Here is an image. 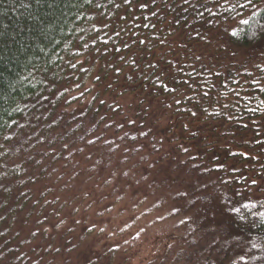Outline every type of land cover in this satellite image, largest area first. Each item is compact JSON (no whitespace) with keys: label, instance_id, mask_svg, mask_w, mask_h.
<instances>
[{"label":"trees","instance_id":"16d2710c","mask_svg":"<svg viewBox=\"0 0 264 264\" xmlns=\"http://www.w3.org/2000/svg\"><path fill=\"white\" fill-rule=\"evenodd\" d=\"M97 2L0 0V264H264V0Z\"/></svg>","mask_w":264,"mask_h":264},{"label":"snow or ice","instance_id":"6c2138e0","mask_svg":"<svg viewBox=\"0 0 264 264\" xmlns=\"http://www.w3.org/2000/svg\"><path fill=\"white\" fill-rule=\"evenodd\" d=\"M83 2H84L85 5H92L93 7L97 8V9H99L100 7H102V5L99 2L93 4V0H83ZM132 2H133V0H123V4L124 5L131 4ZM109 3H114V0H109ZM183 3L186 4V5H188L190 3V0H183ZM114 6L116 8H120L121 7V5L119 3H115ZM139 6L141 8L147 7V5L144 4V3H141ZM248 6H251L254 9H256V6L254 5L253 0H244V3H240L239 0H235V2H234V0H215V4H214V7L215 8L223 9L225 12H233V11H235L238 8L243 9L245 7H248ZM191 7L193 9H196L197 10V14L199 16H203L204 15V12L209 13V15H211V16H216L217 15V13L213 10V8L204 7V11L201 12V11L198 10V5L197 4H191ZM259 11L260 10H258V9L257 10H254L251 15L253 17H255V16L258 15ZM262 18H264V16H262ZM98 22L99 23H103V21H98ZM240 23L247 25L249 23V21L247 19H242L240 21ZM104 26L107 27L108 25L105 24ZM145 27H147V25H145ZM259 31L260 32H264V25H261L260 26ZM116 35L119 36V33H116ZM230 35L233 36V37H235L237 35V32L236 31H232L230 33ZM257 35H258L257 32H253L251 38L252 39H255L257 37ZM94 42L95 41L93 40V43ZM139 42L140 43H144L143 40H141ZM105 43H106V41H105ZM82 46L84 48H87L88 47V43H84ZM125 47H127V45H125ZM117 51H119V49H117ZM77 63H79V62H77ZM71 67L72 68H76L77 67V64L76 63H73V64H71ZM153 67H154V65H153ZM255 67H256V69L259 70V72L264 73V67H262L260 64L255 65ZM245 74L248 77L251 78L250 81H249V83L252 86V91L254 93H257V94H264V79H257V78H255L252 72H247L246 71ZM216 75L219 76L220 73H216ZM97 79H99V77H97ZM233 83H238V82L237 81H233ZM165 88H166V86H165ZM166 90H167V88H166ZM204 95L205 96H208V93L205 92ZM236 95L239 96V92H237ZM251 98L252 97L250 96L249 99H251ZM177 103H179V101H177ZM260 105H264V100H261L260 101ZM225 107H227V105H225ZM248 111H250V112L260 111L261 112V115H264V108H261L259 106L256 107V108H248ZM192 115L195 116L196 113L193 112ZM245 127H246V125H245ZM88 143L89 144H92L93 141L90 140V141H88ZM185 151H187V150L185 149ZM232 155H236V153H232ZM240 155L246 156L247 153H240ZM221 167H222V165H221ZM125 175H127V174L125 173ZM251 183L255 185L257 183V181L256 180H252ZM244 207H248V205L245 204ZM232 211L233 212H239V209L238 208H233ZM241 219H243V217H241ZM253 247H256V245H253Z\"/></svg>","mask_w":264,"mask_h":264},{"label":"rangeland","instance_id":"374dc122","mask_svg":"<svg viewBox=\"0 0 264 264\" xmlns=\"http://www.w3.org/2000/svg\"><path fill=\"white\" fill-rule=\"evenodd\" d=\"M138 249L139 250H137L136 248H133V247L131 248V245H129V247H128V245H126V247H125V250L132 251L137 256H140V252L139 251H141L142 255H144V256H147L148 253H149V248H147L146 245L143 246L142 249L140 247ZM128 255H130V252L128 253ZM125 262H127V264H144V263H142L141 259H139V258H137L136 256H133V255H132L130 261H125Z\"/></svg>","mask_w":264,"mask_h":264}]
</instances>
